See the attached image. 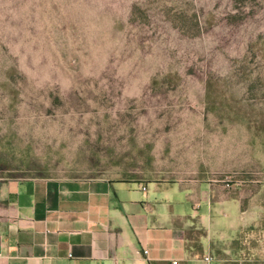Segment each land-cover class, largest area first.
I'll list each match as a JSON object with an SVG mask.
<instances>
[{
	"label": "rangeland",
	"instance_id": "1",
	"mask_svg": "<svg viewBox=\"0 0 264 264\" xmlns=\"http://www.w3.org/2000/svg\"><path fill=\"white\" fill-rule=\"evenodd\" d=\"M131 87L160 132L189 99L220 108L264 176V0H0V178L70 174Z\"/></svg>",
	"mask_w": 264,
	"mask_h": 264
},
{
	"label": "crops",
	"instance_id": "2",
	"mask_svg": "<svg viewBox=\"0 0 264 264\" xmlns=\"http://www.w3.org/2000/svg\"><path fill=\"white\" fill-rule=\"evenodd\" d=\"M128 89L70 174L0 178V264H264L254 147L240 165L206 99L160 132L151 88Z\"/></svg>",
	"mask_w": 264,
	"mask_h": 264
}]
</instances>
